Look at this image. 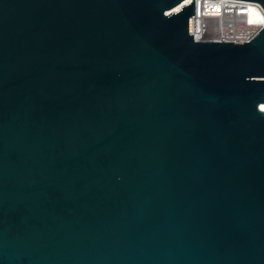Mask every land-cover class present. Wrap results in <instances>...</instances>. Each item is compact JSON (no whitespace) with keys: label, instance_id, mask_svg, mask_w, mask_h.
<instances>
[{"label":"water","instance_id":"1","mask_svg":"<svg viewBox=\"0 0 264 264\" xmlns=\"http://www.w3.org/2000/svg\"><path fill=\"white\" fill-rule=\"evenodd\" d=\"M0 264H264V0H0Z\"/></svg>","mask_w":264,"mask_h":264}]
</instances>
